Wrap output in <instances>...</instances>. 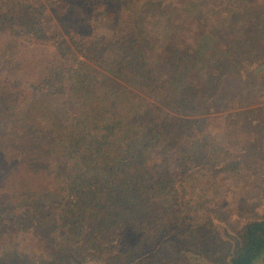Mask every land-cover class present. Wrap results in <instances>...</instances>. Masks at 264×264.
<instances>
[{
  "label": "trees",
  "instance_id": "1",
  "mask_svg": "<svg viewBox=\"0 0 264 264\" xmlns=\"http://www.w3.org/2000/svg\"><path fill=\"white\" fill-rule=\"evenodd\" d=\"M258 12L246 18L261 24L264 13ZM17 18L14 7L0 13V31L11 30ZM205 19L196 20V29ZM233 19L238 20L234 13ZM35 32L20 36L28 41L26 49L20 41L11 48L8 42L0 43V187L20 168L30 177L51 176L53 196H30L28 191L25 201L29 206L18 224L26 227L17 230H30L42 240L53 230L61 236L45 241L44 258L15 245L0 250V264H188L176 260L178 256L184 260L186 253L202 256L210 264H252L264 252V218L248 220L236 236H224L218 228L225 224L223 215L210 210L203 215V223L198 221L189 211L181 185L193 170H248L242 163L245 156L257 162L261 155L264 82L254 73L258 58H264L261 36L251 31L238 36L237 32V36L230 35L232 51L224 45L221 55L225 58L219 66L224 77L236 81V92L230 96L232 111L227 113L202 104L203 100L227 103L225 97L222 101L201 95L188 102L184 99L189 90L208 82L204 78L191 86L186 75L185 60L197 58L199 49L173 45L167 50L165 62L157 67V74H167L166 83L157 80L152 68L144 71V65L133 59L115 58L110 70L127 83L139 85L144 99L154 97L159 103L152 110L126 113L112 109L113 99L103 108L100 94L78 93L73 88L67 92L68 83L58 73L59 55L36 47L41 35L32 38ZM76 34L86 36L77 31L58 33L70 39ZM60 45L70 50L68 40ZM86 63L81 65L84 71L91 75L98 71L96 62L93 66ZM99 64L104 68V63ZM140 76L147 81L139 83ZM96 85L87 83L84 88L92 92ZM161 87L166 91H157ZM104 88L112 91V87ZM185 103L190 105L184 108ZM223 120L228 123L222 126ZM236 128H249L251 135L221 133ZM238 149V155L231 152ZM170 155L179 156L172 173L165 167ZM253 186L257 189L253 198L259 202L264 198V176ZM7 221L12 224L14 216ZM1 229L5 226L0 221Z\"/></svg>",
  "mask_w": 264,
  "mask_h": 264
},
{
  "label": "rangeland",
  "instance_id": "2",
  "mask_svg": "<svg viewBox=\"0 0 264 264\" xmlns=\"http://www.w3.org/2000/svg\"><path fill=\"white\" fill-rule=\"evenodd\" d=\"M13 7L20 20L10 28L11 30L7 31L9 29L7 27L2 30L3 32L0 31V43L8 42L11 48L20 41L26 49L28 41L20 39V36L24 37L27 33L36 30L32 38L41 35L38 40L40 45L36 47L60 57L61 70H58V73L68 83L67 87H64L67 92L73 88L78 93L87 91L88 94L92 93V96L100 94L104 96L103 108L108 107L109 100L113 99L115 107L112 109L126 113L131 109L152 110V105L159 103L154 97L144 99L140 95L139 85L127 83L110 70V63L117 57L121 56V59L126 61L133 59L134 63L144 65L142 68L144 71L152 68L157 80H164L166 83L167 74L165 76L157 74V67L165 62L164 56L167 50L173 45L179 48L189 45L199 49L197 58L185 60L190 71V73L187 71L186 75L191 79L188 81L191 86H197L204 78L208 82L207 85L189 90L184 94V99L188 102L201 95L202 98L216 97L217 101H222L219 99L225 97L227 103L222 101L215 104L203 100L202 104L210 109L226 110V113L232 111L230 96L236 92L233 83L236 81L232 76L227 78L223 76L225 72L219 66V62L225 58L221 55L225 50L224 45L230 47L229 51L231 50L229 43L234 39L230 35L237 36L239 32V36L251 31L261 36V57H264V14L261 24L254 19L246 18L247 14L252 17L253 12L264 13V0H123L117 5L99 1L86 3L84 0H0V13H5ZM233 13L238 20L233 19ZM204 17L207 19L202 21L200 29H196V20ZM68 31L86 33V36L76 34L70 39L58 35L59 32ZM183 39L187 43L183 42ZM63 40L69 41L70 50L65 49L64 45L57 46ZM136 52L139 53L137 57ZM261 59L264 58H258L254 73L261 77L259 82L263 83L264 63L260 62ZM84 62L92 66L96 62L98 71L93 75L84 71L81 66ZM100 62L104 63V68L101 67ZM197 76H201L198 81ZM143 79L144 77L140 76L138 81ZM95 82L97 85L92 92L84 88L87 83L92 86ZM104 87H112V91ZM157 91L160 93L166 91V87H161ZM247 102L252 103L250 98H247ZM189 105L185 103L184 108ZM153 111L158 113L156 109ZM154 122L156 125L157 121ZM227 123L228 121L223 120L221 125ZM248 129L236 128L228 131L222 129L221 133L247 137L251 135ZM151 144L150 147H154V141H151ZM202 148L207 150L208 147L202 146ZM219 151L218 148L217 152ZM231 152L238 155L239 149ZM178 157L175 155L168 157L165 167L170 169L171 173ZM256 160L257 162H253L251 158L247 160L245 156L242 163L247 164L249 169L243 168L238 172L225 173L210 168L193 170L192 174L184 178L181 185L191 215L203 223V215L208 211L221 213L225 218V224L218 226L220 233L231 237L236 236V232L248 220L264 218V198L259 202L254 200L257 189L253 186L256 180L264 176V146L261 147V155ZM53 184L54 180L51 176L41 174L30 177L23 168L12 172L6 178L4 186L0 187V221L5 226L0 232V250L18 245L26 251L37 252L44 258L45 241L60 239L61 234L58 230H53L49 234L44 232L48 236L47 240L44 237L42 240L34 236L30 230L27 232L17 230L18 227H26V224L18 225L22 222V214L29 206L25 201L26 193L30 191V196L42 193L53 196ZM262 195L261 192L260 196ZM13 216L14 221L11 224L7 220ZM183 256L184 260L179 256L176 260L188 264H210L197 254L186 253ZM252 264H264V252L259 254Z\"/></svg>",
  "mask_w": 264,
  "mask_h": 264
}]
</instances>
